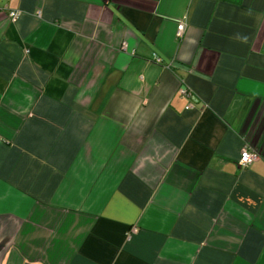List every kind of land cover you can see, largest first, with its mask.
<instances>
[{"label": "crops", "instance_id": "0c3cea01", "mask_svg": "<svg viewBox=\"0 0 264 264\" xmlns=\"http://www.w3.org/2000/svg\"><path fill=\"white\" fill-rule=\"evenodd\" d=\"M2 1L0 264H264V0Z\"/></svg>", "mask_w": 264, "mask_h": 264}, {"label": "built area", "instance_id": "2783aa9c", "mask_svg": "<svg viewBox=\"0 0 264 264\" xmlns=\"http://www.w3.org/2000/svg\"><path fill=\"white\" fill-rule=\"evenodd\" d=\"M0 11H4L8 14V16L10 17V19L15 20L17 19L21 14V10L19 9H13V8H9L8 5L4 4L2 0H0ZM185 28V22H181L178 25V29H177V36L180 38L183 35V31ZM155 60L157 62H161L162 58L155 56ZM183 92H187L186 90H183ZM261 154L258 151H255L253 149H250L248 146H245L242 153H241V158L239 160V164L243 167L250 165L251 163H253L254 161L260 159ZM136 230V227L132 228V231L134 232Z\"/></svg>", "mask_w": 264, "mask_h": 264}]
</instances>
